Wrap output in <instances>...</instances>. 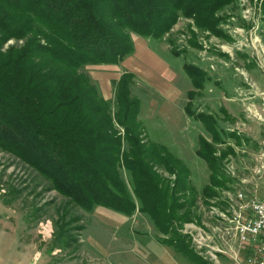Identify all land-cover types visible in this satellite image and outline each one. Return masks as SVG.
<instances>
[{"label":"rangeland","instance_id":"rangeland-1","mask_svg":"<svg viewBox=\"0 0 264 264\" xmlns=\"http://www.w3.org/2000/svg\"><path fill=\"white\" fill-rule=\"evenodd\" d=\"M219 15L222 36L181 16L162 39L131 33L133 51L119 62L81 68L112 113L118 81L132 73L130 99L139 100L137 119L146 141L162 144L177 160L174 165L187 171L195 198L190 191L175 193L179 206L163 230L170 236L138 209L123 168L136 205L129 215L69 202L50 180L0 149V264H235L236 255L243 258L247 249L239 244L232 220L247 212L237 194L264 192V0H236ZM21 42L10 39L6 46ZM186 64L204 74L203 88L195 89ZM188 103L194 115L187 114ZM198 113L213 119L220 139L195 118ZM116 128L124 136L123 128ZM200 134L218 158L223 155L217 168L225 175V188L213 196L201 193L209 170L196 154ZM155 168L171 183L181 177L161 165ZM167 237L177 238L183 252L167 244Z\"/></svg>","mask_w":264,"mask_h":264},{"label":"trees","instance_id":"trees-1","mask_svg":"<svg viewBox=\"0 0 264 264\" xmlns=\"http://www.w3.org/2000/svg\"><path fill=\"white\" fill-rule=\"evenodd\" d=\"M235 1L0 0V149L50 180L69 202L129 215L136 205L121 176L123 168L138 209L170 236L163 230L179 206L175 193L195 195L186 184L187 171L174 165L177 160L162 144L146 141L137 119L139 100L130 99L132 73L119 79L112 113L81 68L119 62L133 51L131 33L162 39L181 16L222 36L219 13ZM10 39L22 42L6 46ZM192 44L197 46L194 39ZM184 70L195 89L203 88L204 74L197 67L186 64ZM186 107L194 115L191 103ZM195 118L220 139L211 117L198 113ZM198 142L196 154L209 170L201 193L213 196L225 188V175L217 168L223 155L218 158L201 134ZM155 165L181 177L171 183ZM176 239L167 237L166 243L183 252Z\"/></svg>","mask_w":264,"mask_h":264},{"label":"built area","instance_id":"built-area-1","mask_svg":"<svg viewBox=\"0 0 264 264\" xmlns=\"http://www.w3.org/2000/svg\"><path fill=\"white\" fill-rule=\"evenodd\" d=\"M264 123V119H262ZM247 215L234 217V230L239 244L247 249L243 258L235 256V264H264V193L262 195L237 194Z\"/></svg>","mask_w":264,"mask_h":264},{"label":"crops","instance_id":"crops-1","mask_svg":"<svg viewBox=\"0 0 264 264\" xmlns=\"http://www.w3.org/2000/svg\"><path fill=\"white\" fill-rule=\"evenodd\" d=\"M263 101H264V97H263ZM253 104H254V103H253ZM263 160H264V159H263ZM263 193H264V192H263ZM263 193H262V194H263ZM262 194H260V195H262Z\"/></svg>","mask_w":264,"mask_h":264}]
</instances>
